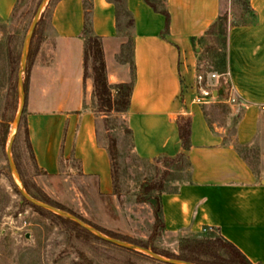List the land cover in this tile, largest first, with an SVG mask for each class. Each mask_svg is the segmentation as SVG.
Returning <instances> with one entry per match:
<instances>
[{"label": "crops", "instance_id": "0c3cea01", "mask_svg": "<svg viewBox=\"0 0 264 264\" xmlns=\"http://www.w3.org/2000/svg\"><path fill=\"white\" fill-rule=\"evenodd\" d=\"M18 0H0V21L8 23ZM93 31L101 38L108 82L134 80L127 124L135 152L142 158L175 156L181 151V115L192 120L191 182L161 196L164 233L202 235L204 228L239 248L253 264H264V0H226L230 19L226 34L227 78L206 86L224 95L198 104L199 43L222 15L223 0H167L165 16L145 0H124L134 19V74L130 61L118 55L129 39L122 17L118 30L113 0H87ZM84 0H59L51 10L50 32H44L29 72L25 119L36 164L47 178H96L100 193L113 192L108 151L99 141L92 110L94 83L85 77ZM237 17V24L232 20ZM235 95L247 106L234 138L258 147L256 175L231 144L228 125L210 127L204 106ZM229 98V99H228ZM230 123V122H229Z\"/></svg>", "mask_w": 264, "mask_h": 264}, {"label": "rangeland", "instance_id": "374dc122", "mask_svg": "<svg viewBox=\"0 0 264 264\" xmlns=\"http://www.w3.org/2000/svg\"><path fill=\"white\" fill-rule=\"evenodd\" d=\"M42 1L20 0L13 22L0 21V264H169L144 252L127 251L118 245L84 235H70L49 213L52 211L33 207L21 194L20 187H24L21 176L18 169L11 168L8 158L10 139L14 130L18 132L16 117L20 105L17 83L16 91L9 93L11 66L8 37L15 24L16 32L10 45L21 58L24 39ZM48 2L44 3L42 12ZM225 12L230 13L226 0H223L222 15ZM48 20L47 16L44 32H50ZM234 20L237 21V17ZM225 51L226 35L219 31L217 23L199 43L198 73L204 75L207 81L220 77L226 80L227 74L221 75L215 65ZM213 73L217 74L216 78L211 77ZM25 76L24 72L23 81ZM92 110L96 116L99 141L107 144L109 138L117 139L119 195L100 193L96 178L76 175L63 181L62 178L53 179L37 174L26 147L24 126L19 131L17 141L21 172L26 179L34 180L52 198L92 224L146 240L152 231L154 216L150 204L137 202L136 192L139 184L148 177L151 167L137 158L131 136L126 130L124 114L100 111L96 101L92 103ZM213 118L218 124H224L220 121L223 113H216ZM11 154L13 157V151ZM181 238L163 231L154 245L158 249L178 251Z\"/></svg>", "mask_w": 264, "mask_h": 264}, {"label": "trees", "instance_id": "16d2710c", "mask_svg": "<svg viewBox=\"0 0 264 264\" xmlns=\"http://www.w3.org/2000/svg\"><path fill=\"white\" fill-rule=\"evenodd\" d=\"M59 0H49L46 9L41 13L37 26L34 30L27 57V67L25 70L24 78V92H25V104L23 108V113L21 121L19 123L18 132L16 133L12 145L13 159L17 166L18 172L21 176L24 188L26 191L34 198L44 201L48 204L55 206L58 209L69 212L79 219L85 221L86 223L93 225L103 234L118 238L123 241L134 243L143 247L151 248L156 253L168 257L186 260L195 264H253L244 253L237 248L233 243L225 239L219 234H214L209 232L207 234L195 235V236H185L180 239V245L178 251H169L166 249H158L154 243L156 239L163 234L164 231V218L162 211L161 196L164 193H175L179 190L182 184L191 182L192 177V163L189 158V152L192 148V120L188 115H181L177 118L176 123L178 125L179 138L181 142V151L175 156H157L151 159L142 158L139 155L136 156L139 160L151 167V172L148 177L139 184V190L136 192L137 202H145L151 205L152 213L154 216L153 228L149 237L144 239L133 238L129 235L115 233L106 228L100 227L98 225L92 224L87 221L82 215L74 212L73 210L67 208L62 203L58 202L47 194L34 180H28L25 178L23 172H21V162H20V148L18 147L19 131L24 126L25 132V143L26 147L30 153L31 159L35 166V172L37 174H46V171L41 170L36 164L35 156L33 153L32 145L30 142L27 123L25 119V108H26V97L28 89L29 72L36 54L39 51L40 43L43 38L44 27L46 24V18H50L51 9ZM117 7V18H118V30H122V17L126 18L124 27L129 35V39L122 46V51L118 55L119 60L130 61L132 73L134 74V59H133V48L134 40L132 36V27L134 24V19L128 12L124 0H113ZM20 0L17 1L16 7L12 12L9 22H13L16 15V10ZM145 2L152 7L156 12L162 13L165 16V26L162 31V36L166 37L169 33L171 16L167 9V0H145ZM84 5L86 7L85 12V23L82 31V37L84 39V66H85V77L89 76L91 68V75L93 78L94 89L93 97L94 101L97 102L100 111L111 112L115 111L117 113L124 114L127 120V111L130 107L131 95L134 85V80L131 82H124L112 85L108 82L106 63L104 59V50L102 46L101 38L96 35L93 31L90 11L88 6V1L84 0ZM243 10L245 12L249 11L248 1L243 0ZM49 21V20H48ZM219 24V31L223 34H227V29L229 26V15L227 12L220 15L218 21L212 25L208 32L213 31L216 24ZM232 25H236L237 21L232 20ZM16 32L15 24L9 32L8 37V59L11 66V77L9 85V93L16 91V75L20 65V54L17 53L10 45L13 36ZM227 41V39H226ZM227 54L226 51L221 59L215 61V65L219 69L221 75L227 73ZM222 91L221 95H224L223 89H218ZM220 96V94L218 95ZM234 102V109H231L229 104L225 101L219 103H214L210 107L204 106V114L211 128H213L214 116L216 113H223V118L220 120L222 123L227 124L228 130L226 136H224V143L231 144L235 150L240 154L242 158L250 165L252 170L256 175H259L258 169V147H247V145L240 144L234 138V132L236 125L238 124L243 111L248 105L243 99L236 98ZM24 121V125H23ZM230 122V123H229ZM232 127L229 128V126ZM232 128V129H231ZM127 132L131 136L132 144V131L127 124ZM104 147L108 151L111 167H112V179H113V193L119 195V176H118V159H119V148L116 138H109V142L104 144ZM134 150V146H133ZM135 152V151H134ZM24 198V197H23ZM25 199V198H24ZM26 200V199H25ZM31 205L37 209H42L41 207L31 203ZM54 216L60 224L63 226L65 231L70 235L80 237L82 235L87 237H92L101 240L105 243L113 244L109 241L99 238L98 236L92 234L85 228L81 227L78 223L62 215H58L53 212H49ZM115 245V244H114ZM124 250L132 251L121 247Z\"/></svg>", "mask_w": 264, "mask_h": 264}, {"label": "water", "instance_id": "95a60500", "mask_svg": "<svg viewBox=\"0 0 264 264\" xmlns=\"http://www.w3.org/2000/svg\"><path fill=\"white\" fill-rule=\"evenodd\" d=\"M48 1L49 0H43L42 1L41 5L39 6V8H38V10H37V12L35 14V17H34V19L32 21V24H31V26H30L27 34H26V37L24 39V43H23V47H22V54H21V58H20L19 71H18V80H17L18 93H19V97H20V105H19V109H18V113H17V117H16V126H18L19 123H20L21 116H22V113H23L24 104H25L24 81H23V78H22V74L25 72L26 67H27V57H28L30 42H31L34 30H35V28L37 26V23L39 21V18L41 16L42 7H43L44 3L48 2ZM221 93H222V91H218L217 89H215L213 91V94H214L215 97H217ZM16 132L17 131H15L14 134L12 135V137L10 139V143H9V148H8V158H9L10 166H11V168L13 170L17 169L16 165H15V162H14V159H13L12 154H11L12 145H13V141H14V137L16 135ZM20 191H21V194L23 195V197L25 199H27L28 201H30L31 203H33V204H35V205H37L39 207L45 208V209H47L49 211H52L53 213H56L58 215H62L64 217H66V218H69L70 220L75 221L81 227L85 228L86 230H88L92 234L98 236L101 239L109 241V242H111V243H113L115 245H118L120 247H124V248H127V249H131V250L144 252V253H146L148 255L153 256L154 258H156L159 261L166 262V263H169V264H195V263H192V262H189V261H186V260H182V259L168 258V257L162 256V255L156 253L151 248L143 247V246H140V245H137V244H134V243H130V242H127V241L120 240L118 238L107 236V235L103 234L102 232H100L96 227H94L93 225H90V224L86 223L85 221L79 219L77 216H75V215H73V214H71L69 212H66L64 210L58 209L55 206H53L51 204H48V203H46L44 201H41V200H38V199L32 197L26 191V189L23 186L20 187Z\"/></svg>", "mask_w": 264, "mask_h": 264}, {"label": "built area", "instance_id": "2783aa9c", "mask_svg": "<svg viewBox=\"0 0 264 264\" xmlns=\"http://www.w3.org/2000/svg\"><path fill=\"white\" fill-rule=\"evenodd\" d=\"M211 77L216 78L217 74L213 73L211 75ZM197 81H198L199 91L194 96V101L198 104H205L206 102H208V99L214 97V94H213L214 89L206 86V84H207L206 77L200 73L197 75ZM235 99H236V96L233 95L230 98V101L233 102V101H235ZM209 232H210V229H208V228H204L202 230V234H207Z\"/></svg>", "mask_w": 264, "mask_h": 264}, {"label": "bare ground", "instance_id": "6f19581e", "mask_svg": "<svg viewBox=\"0 0 264 264\" xmlns=\"http://www.w3.org/2000/svg\"><path fill=\"white\" fill-rule=\"evenodd\" d=\"M14 132H15V130H14ZM14 132H13V134H14Z\"/></svg>", "mask_w": 264, "mask_h": 264}]
</instances>
